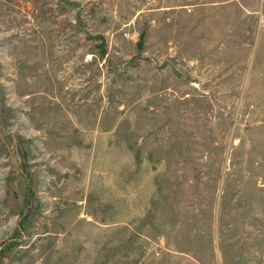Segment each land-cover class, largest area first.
I'll list each match as a JSON object with an SVG mask.
<instances>
[{
    "label": "rangeland",
    "instance_id": "obj_1",
    "mask_svg": "<svg viewBox=\"0 0 264 264\" xmlns=\"http://www.w3.org/2000/svg\"><path fill=\"white\" fill-rule=\"evenodd\" d=\"M0 264H264V0H0Z\"/></svg>",
    "mask_w": 264,
    "mask_h": 264
}]
</instances>
